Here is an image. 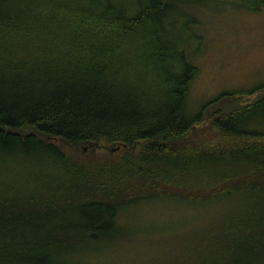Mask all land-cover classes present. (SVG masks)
<instances>
[{
  "label": "trees",
  "instance_id": "1",
  "mask_svg": "<svg viewBox=\"0 0 264 264\" xmlns=\"http://www.w3.org/2000/svg\"><path fill=\"white\" fill-rule=\"evenodd\" d=\"M176 1L0 0V264H104L171 226L183 264H264V86L192 113Z\"/></svg>",
  "mask_w": 264,
  "mask_h": 264
},
{
  "label": "rangeland",
  "instance_id": "2",
  "mask_svg": "<svg viewBox=\"0 0 264 264\" xmlns=\"http://www.w3.org/2000/svg\"><path fill=\"white\" fill-rule=\"evenodd\" d=\"M175 12L182 38H203L193 60L199 75L189 99L192 113L196 115L204 102L222 93H248L264 86V0H177ZM194 20L201 26L194 25ZM191 43H194V38ZM258 96L245 94L241 101L243 104L252 103ZM156 204L153 214L148 213V220L173 222L176 215L173 201ZM158 233L152 240L144 238L142 247L128 245L110 254L104 264L191 262L193 254L172 249L173 226L170 231ZM145 236L143 234L142 237ZM181 236L179 234L177 238L182 241ZM94 263L98 264V261Z\"/></svg>",
  "mask_w": 264,
  "mask_h": 264
}]
</instances>
